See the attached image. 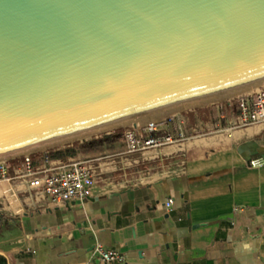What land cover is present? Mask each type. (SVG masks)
Returning a JSON list of instances; mask_svg holds the SVG:
<instances>
[{
    "label": "water",
    "instance_id": "water-1",
    "mask_svg": "<svg viewBox=\"0 0 264 264\" xmlns=\"http://www.w3.org/2000/svg\"><path fill=\"white\" fill-rule=\"evenodd\" d=\"M264 84V0H0V160Z\"/></svg>",
    "mask_w": 264,
    "mask_h": 264
},
{
    "label": "crops",
    "instance_id": "crops-1",
    "mask_svg": "<svg viewBox=\"0 0 264 264\" xmlns=\"http://www.w3.org/2000/svg\"><path fill=\"white\" fill-rule=\"evenodd\" d=\"M146 121L158 123L155 135L179 138L141 152H125L124 142L77 152L72 158L100 164L83 201L53 204L18 176L21 162L8 164L0 179V264H98L96 243L124 253L123 264H264V166L248 165L264 158V122L243 123L236 101Z\"/></svg>",
    "mask_w": 264,
    "mask_h": 264
},
{
    "label": "built area",
    "instance_id": "built-area-1",
    "mask_svg": "<svg viewBox=\"0 0 264 264\" xmlns=\"http://www.w3.org/2000/svg\"><path fill=\"white\" fill-rule=\"evenodd\" d=\"M239 115L243 123L264 122V88L248 95L240 96L236 100ZM159 128L157 122H147L144 125L127 127L123 131L125 152L132 153L141 150L159 148L165 144L175 142L179 137L164 133L155 135ZM180 136V135H179ZM44 153H42L43 155ZM47 166L34 167L32 156H23L19 177H23L26 184L37 195L49 198L53 204H65L70 201H83L93 195V187L100 178V164L95 159L68 158L67 160H49L43 158ZM250 167L264 166V158L252 157L248 161ZM7 164L0 163V179L6 178ZM173 199L168 197L164 206L171 210ZM93 255L98 264H123L125 254L115 248L96 243Z\"/></svg>",
    "mask_w": 264,
    "mask_h": 264
},
{
    "label": "trees",
    "instance_id": "trees-1",
    "mask_svg": "<svg viewBox=\"0 0 264 264\" xmlns=\"http://www.w3.org/2000/svg\"><path fill=\"white\" fill-rule=\"evenodd\" d=\"M115 142H117V144L119 145L123 144L124 137L122 131L103 135L101 137L94 138L88 142L78 143L73 146H67L64 148L51 150L44 153L43 155L42 154L38 155L37 158L43 159L44 157H46L49 160L63 159L66 157H72L77 152L86 153V152L98 151L103 148L112 149L115 146ZM34 163L35 162L32 160V164Z\"/></svg>",
    "mask_w": 264,
    "mask_h": 264
},
{
    "label": "rangeland",
    "instance_id": "rangeland-1",
    "mask_svg": "<svg viewBox=\"0 0 264 264\" xmlns=\"http://www.w3.org/2000/svg\"><path fill=\"white\" fill-rule=\"evenodd\" d=\"M254 87H256V86H254ZM239 96H240V94L235 96L234 98H232L230 100H226V101H223V102L218 101L217 97H215V98H212V99H208V100H205V101H201V102L195 103L194 105H191L189 107H183V108L191 109V108L200 107V106H215V105L227 104L229 102L236 101ZM144 124H146V123H142V122L139 123V125H144ZM131 125H132V123L127 124V126L126 125L119 126V127L114 128L112 130H109V131H102V132H99V133H97L95 135L89 136L87 138L79 139L77 141L75 140L74 142H72L70 144H65V145H61V146H55V147H52V148H49V149L47 148L44 151L33 150V151H30V152H26V153H23V154H20V155H16V156H13V157H9V158L0 160V163H6L7 166H8V164H10L12 162H21L23 156L26 155V154H29L32 157H38V155H40L42 153H46V152L51 151V150L60 149V148H64V147H67V146H73V145H76L78 143L88 142V141H90V140H92L94 138H98V137H101L103 135L112 134V133L119 132V131L123 132L127 127H129ZM141 151H145V150H141ZM141 151H137V152H141ZM145 168L146 167H144L142 164L139 165V169H141V171L144 172V173H145ZM131 170H136V166L133 167Z\"/></svg>",
    "mask_w": 264,
    "mask_h": 264
},
{
    "label": "bare ground",
    "instance_id": "bare-ground-1",
    "mask_svg": "<svg viewBox=\"0 0 264 264\" xmlns=\"http://www.w3.org/2000/svg\"><path fill=\"white\" fill-rule=\"evenodd\" d=\"M252 88H254V87H250V88H247V89H243V90H240V91H236V92H233V93H229V94H226V95H222V96L217 97V99H218V101H220V102H223V101H226V100H230V99L234 98L235 96H237V95H239V94H243V93H246V92L248 93ZM194 104H195V103H194ZM194 104H191V105H194ZM191 105L184 106V107H189V106H191ZM182 108H183V107H182ZM157 115H158V114L153 115V116H149V117H146V118H142V119H139V120H135V121H132V122H128V123H125V124H122V125H118V126H115V127H111V128L105 129V130L98 131V132H94V133H91V134H88V135H84V136H81V137H77V138H74V139H71V140H67V141H64V142H60V143H57V144H54V145H50V146H47V147H43V148H40V149H37V150H39V151H44V150H46L47 148L49 149V148H52V147H55V146H61V145H65V144H70V143L74 142L75 140L77 141V140H79V139H84V138H87V137H89V136L95 135V134H97V133H99V132H102V131H109V130H112V129L117 128V127H119V126H124V125L127 126V124H130V123L136 125V124H139V123L142 122V121L145 122L146 119H152V118H154V117L157 116ZM146 122H147V121H146ZM151 122H152V121H151Z\"/></svg>",
    "mask_w": 264,
    "mask_h": 264
}]
</instances>
